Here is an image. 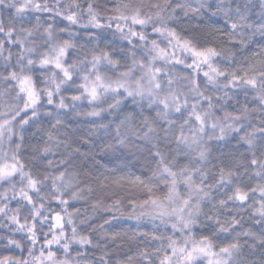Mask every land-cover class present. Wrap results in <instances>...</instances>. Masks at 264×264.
<instances>
[{"label":"trees","instance_id":"obj_1","mask_svg":"<svg viewBox=\"0 0 264 264\" xmlns=\"http://www.w3.org/2000/svg\"><path fill=\"white\" fill-rule=\"evenodd\" d=\"M135 16L214 52L215 80L139 91ZM3 121L0 264H264V0H0Z\"/></svg>","mask_w":264,"mask_h":264},{"label":"rangeland","instance_id":"obj_2","mask_svg":"<svg viewBox=\"0 0 264 264\" xmlns=\"http://www.w3.org/2000/svg\"><path fill=\"white\" fill-rule=\"evenodd\" d=\"M152 20L150 19H142L138 16H135L134 18H131L129 24L127 25L128 28L126 30L134 37H140L143 42L146 41V43L156 52V54L153 53V55H149L150 63L155 67L152 70H148L149 73H145L143 77L141 78V82H139V85L137 86V89L141 92H147V91H153L152 89H157L160 85L159 76L163 72H170L171 68H177V69H184V70H190L194 73V75L202 74L204 76H208L209 79L215 80V77L218 75V71L216 67L214 66V52L209 51H200L196 48H193V46L187 42L182 41L180 38H178L176 35H166L164 40L167 43V46H162L159 44V42L148 40V35L150 34H164V29L162 26L158 25L155 27L153 23H151ZM133 26V28H129ZM153 30L151 32H148L147 30ZM156 65H158L156 67ZM173 65V66H172ZM89 85L87 88H89V92L94 94L97 87H102L108 84H112L113 80L110 78H104L103 75H100L97 80L88 81ZM116 82H121L122 80ZM91 84H94L92 87ZM176 99V98H175ZM14 127L12 126V123L10 121H3L0 123V157L3 153V136L5 134H9L10 131H13ZM0 187L4 183V181H7L9 179V175H12L14 172V169H12V163L6 162L5 160L0 163ZM3 179V180H2ZM2 180V181H1ZM9 191V190H8ZM7 189L0 188V196L2 197V200H6V197H8ZM1 212L3 213L4 210L2 209ZM182 217L178 219V222H181ZM46 245L52 246V245H58L56 241L50 243V241L46 242ZM53 247V246H52ZM185 250V249H184ZM191 259H196L200 257L206 256L209 260V264H217V261L214 260L215 256L212 252L206 251L202 252V248H194L191 252ZM53 258V257H52ZM51 258V259H52ZM63 262H57V264H67L70 263L67 260H61ZM55 264V263H54Z\"/></svg>","mask_w":264,"mask_h":264}]
</instances>
